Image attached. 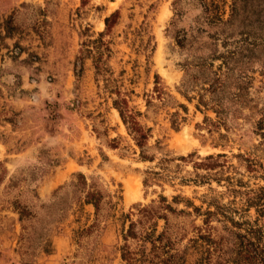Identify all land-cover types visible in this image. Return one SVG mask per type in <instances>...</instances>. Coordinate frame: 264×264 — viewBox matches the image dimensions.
Segmentation results:
<instances>
[{
	"label": "rangeland",
	"instance_id": "374dc122",
	"mask_svg": "<svg viewBox=\"0 0 264 264\" xmlns=\"http://www.w3.org/2000/svg\"><path fill=\"white\" fill-rule=\"evenodd\" d=\"M258 2H253L254 8L261 10ZM208 4L218 7L220 18L228 19L231 0H0V264H126L119 252L123 245L121 217L135 212L132 207L157 202L162 195L169 203L173 197L182 198L172 204L176 210L191 211L185 200L205 208L202 196L208 193V186L180 184L179 179L144 186L147 171H160L155 162L139 160V150L111 107L102 82H95L89 60L82 76H75L80 44L87 36L95 38L103 32L104 19L116 11L118 19L105 40L113 51L109 66L114 76L119 78L123 71L124 88L134 92L130 107L145 113L144 94L152 90L157 75L174 102L187 108V114L178 109L186 121L177 132L171 129L165 110L149 111L139 118L152 129L149 154L156 160L160 153L171 159L191 155L186 162L169 164L177 178L189 180L194 177L193 162L223 153L237 166L234 155L257 144L249 123L239 121L240 126L228 132L217 131L204 124L194 102L188 103L177 92L183 75L178 64L187 50L199 49L211 33L206 9L212 7ZM248 11L249 7L245 16ZM230 29L241 28L235 24L226 30ZM183 33L187 40L180 48L174 37ZM263 60L260 52L251 89L259 106H264V78L258 72ZM157 141L160 151L155 148ZM77 173L96 178L101 192L110 194L115 205L112 218L101 219L99 227L81 238L75 233L92 225L94 209L79 207L72 198L68 185ZM211 187L223 190L215 183ZM59 197L63 210L46 215L42 206ZM15 200L34 218L21 223L12 207ZM106 212L104 206L102 214ZM248 216L264 230V217L258 218L254 211ZM190 220L169 216L171 226L189 231ZM41 221L46 231L40 240L35 232ZM195 224L201 221L197 219ZM162 227L160 221L157 230ZM46 239L51 244L49 254L42 251ZM185 245L186 240L180 248ZM193 262L194 257L188 256L187 264Z\"/></svg>",
	"mask_w": 264,
	"mask_h": 264
},
{
	"label": "trees",
	"instance_id": "16d2710c",
	"mask_svg": "<svg viewBox=\"0 0 264 264\" xmlns=\"http://www.w3.org/2000/svg\"><path fill=\"white\" fill-rule=\"evenodd\" d=\"M255 1H259L257 6L261 10L254 8ZM208 5L212 7H206L211 33L199 49L192 52L187 50L183 62L178 64L183 75L177 92L188 103L194 102L195 110L203 114L204 124L217 131L224 129L228 132L240 126L239 121L251 125V133L257 144L248 152L234 155L237 166L226 160V154H210L200 162L192 163L194 177L188 180L177 178L169 164L175 160L186 162L191 155L171 159L167 154L160 153L156 160L154 154L148 153L147 142L152 129L143 126L139 118L146 117L149 111L157 114L165 110L170 117L171 129L177 132L186 121L178 109L187 114V108L174 102L173 97L159 83L157 75L152 90L144 94L145 113L130 107V97L134 92L124 88L121 79L123 71L119 78L114 76L109 66L113 51L110 42L105 40L118 19L117 11L104 19L103 32L95 38L87 36L80 44L75 58V76H82L84 64L89 60L94 80L97 84L102 82V90L111 99V107L117 111L139 150V160L155 162V168L160 170L147 171L144 186L153 181L175 179H179L180 184L208 186V193L202 196L204 209L185 200L186 209L191 211L176 210L172 204H178L182 198L173 197L172 203H169L166 197L160 195L157 202L134 206L132 209L135 212L123 214V245L119 252L121 260L126 264H187L188 256L194 257L193 264H264V230L257 226L256 220L252 222L248 216L250 211H254L258 218L264 217V106H259L251 96L256 72L254 63H257L260 52H263L264 57V0H231L230 15L225 21L216 14V5ZM247 7L249 11L245 16ZM235 24L241 29L226 30ZM8 31L9 27L6 29ZM186 40L187 35L184 33L174 37L180 48H184ZM258 65V72L264 78V60ZM169 109L175 111L168 113ZM208 114H212L213 118ZM220 137L226 136L220 134ZM160 143L157 141L155 144L159 151L162 150ZM199 170L203 173H198ZM73 177L75 180L68 185L72 198L79 207L92 206L94 209L92 225L75 233L77 238H81L99 227L101 219L112 218L115 205L110 194L101 192L96 178L88 179L82 173L74 174ZM212 183L223 190L216 191L211 187ZM62 199L59 197L50 205L42 206L46 215L62 211L59 208ZM104 206L107 212L102 214ZM12 207L21 223L34 218L33 213L16 200L12 202ZM169 216L191 219L190 231L182 226H171ZM197 219L201 221L200 225L195 224ZM160 221L163 227L158 231ZM39 223L35 234L41 240L46 228L42 221ZM189 233L190 237H187ZM184 240L186 245L180 248ZM42 251L47 254L51 252L49 240L42 243ZM21 264L31 263L23 261Z\"/></svg>",
	"mask_w": 264,
	"mask_h": 264
},
{
	"label": "bare ground",
	"instance_id": "6f19581e",
	"mask_svg": "<svg viewBox=\"0 0 264 264\" xmlns=\"http://www.w3.org/2000/svg\"><path fill=\"white\" fill-rule=\"evenodd\" d=\"M131 194V193H130Z\"/></svg>",
	"mask_w": 264,
	"mask_h": 264
}]
</instances>
